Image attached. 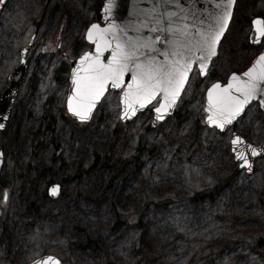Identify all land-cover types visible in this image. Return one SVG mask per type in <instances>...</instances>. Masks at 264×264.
Returning <instances> with one entry per match:
<instances>
[{"label": "rangeland", "instance_id": "rangeland-1", "mask_svg": "<svg viewBox=\"0 0 264 264\" xmlns=\"http://www.w3.org/2000/svg\"><path fill=\"white\" fill-rule=\"evenodd\" d=\"M103 2L8 0L1 13L0 94L21 51L32 48L0 134V264L46 255L63 264H264L255 249L264 246V158L248 175L231 146L235 133L264 144V112L254 102L222 133L206 126L203 110L209 84L244 72L264 48L249 44L264 0L237 1L208 77L195 69L175 114L157 128L159 99L123 123L117 91L89 123L66 112L69 83L55 71L90 50L85 40L71 46L99 21ZM54 184L56 199L48 194Z\"/></svg>", "mask_w": 264, "mask_h": 264}, {"label": "snow or ice", "instance_id": "snow-or-ice-1", "mask_svg": "<svg viewBox=\"0 0 264 264\" xmlns=\"http://www.w3.org/2000/svg\"><path fill=\"white\" fill-rule=\"evenodd\" d=\"M2 2L3 0H0V3ZM176 4L179 7V0H176ZM232 5L233 0H220L216 5L220 11L213 17V22L206 28L197 29L195 24L185 23L187 16L178 17L176 11L169 9L155 15L157 7H166V0H154L151 9L153 15L147 23L153 25V31L170 34L168 37L170 48L162 54L163 60L140 51L154 50L155 41L160 40V36H156L155 40L151 38L117 40L113 47L107 38L108 29L92 24L88 29L87 38L95 43L96 51L95 54L85 52L80 57L79 66L73 69V87L67 99L68 111L81 121L88 120L107 86L111 84L112 88L121 89L125 84V73L130 72L131 80L122 88L121 99L126 105L125 116L129 113L135 114L134 105L139 104L143 108L157 96V93H162L163 99L155 109L157 118L162 119L159 114L175 103L188 79L193 62H199L203 74L207 62L216 54V45L227 27ZM110 7L111 0H107L105 10ZM165 21L166 26H161ZM252 23L253 39L260 43L264 37V19L257 18ZM106 49H111L107 62L101 58ZM254 99H258L260 106L264 107V52H261L242 74L232 73L227 84L221 85L217 82L208 88L207 111L210 115L207 120L210 124L223 129ZM2 127L4 125L0 124V128ZM242 143L239 136L232 141L237 159L242 160L244 165H249L247 154L239 150ZM246 147L252 155L257 154V149L252 145L248 144ZM52 191L55 192L56 189L53 188ZM35 264H59V261L49 256L37 260Z\"/></svg>", "mask_w": 264, "mask_h": 264}, {"label": "water", "instance_id": "water-1", "mask_svg": "<svg viewBox=\"0 0 264 264\" xmlns=\"http://www.w3.org/2000/svg\"><path fill=\"white\" fill-rule=\"evenodd\" d=\"M237 1L238 0H233L231 17L229 18L227 27L225 28L220 40L218 41V43L216 45V54L214 56H212L211 59L207 62V66L204 69L203 74H201L199 62L198 61L193 62L191 70L189 71V74H188V79L186 80L184 87L181 89L179 96L176 98L175 103L170 105L166 110H162L161 113L159 114L160 116L163 117L162 119L157 118L158 114L155 111V109L157 107H159L160 102L163 99L162 93H157V96L154 99H152L150 102L145 104L143 108H141L139 106V104L134 105L135 114L129 113L127 116H125L124 110L126 108V105L124 104V102L121 99L122 88L126 87L127 81L131 80V73L126 72L125 77H124L125 84L122 85L121 89L112 88L111 84H109L107 86V89H106L104 95L101 97V99L99 101H97L96 107L92 110L90 118L86 121H81L78 117L74 116L72 113H70L68 111L67 99H68V96L71 94V90L73 87V85H72L73 69L77 68L79 66L80 57L85 52L95 54V51H96L95 43L90 41L87 38L88 29L91 27L92 24H98L101 28L108 29L107 38L112 42L113 47H115V43L117 42V40L127 41L130 38L132 40L147 39V38H151L152 40H155L156 36H160V40L155 41V49L154 50L140 49V51L144 52L147 55H155L157 57V59H159V60L164 59L162 54L166 50H169V48H170V45L168 43V37L170 36V34L167 32L153 31V25L150 23H147V21L151 18V15H153V13H151V9L153 7L154 0H111V7L107 11L105 10V4H106L107 0H104L102 7L99 11L100 20L90 24L88 26L86 33H85V36H84L85 42L87 44L91 45L92 48L88 51H85L84 53H82L81 55H79L76 58H73V59L68 58V60L71 64V69H70L68 80H67L69 83V91H68V96L66 99V111H67V114L69 115V117L73 121H75L76 123H89V122H91V120L94 117L95 111H96L97 107L99 106V104L101 103V101L103 100V98L107 95V93L109 91L116 90L119 92L121 91V95H120V107H121L120 120H121V122H123V123L132 122L138 115L145 112L150 105L154 104L156 102V100L159 99L160 101H159L158 106L153 109L154 116H153L151 126L153 128H157L158 126H160L165 120H167L168 118H170L171 116L174 115V113L177 109V106H178V104L182 98V95L188 86V83L190 81V78H191L194 70L197 69L199 71L200 77L202 79H205L209 75L211 64H212L213 60L218 57L220 45H221V43H222L225 35L227 34V32L229 30L230 25H231ZM7 2H8V0H3V2L0 3V16H1V13H2L5 5L7 4ZM218 3H220V0H179V7H177L176 0H166V7L165 8L157 7V10L154 14L159 15L161 12H164V11H167L170 9V10L176 11L178 17L187 16L188 19L185 21V23H188L190 25L195 24L197 29L206 28L210 23L213 22V17L215 16V14L218 11H220V9H218L216 7V5ZM257 18L263 19L262 17H254L252 19V22H253V20H255ZM201 22H203V23H201ZM166 24H167V21H165L164 24L161 26H166ZM251 24H252V32H251L250 37H249V44L252 47H259L262 44V42L264 41V37L261 38L260 43H256L253 39V37H254V26H253V23H251ZM193 31H195V29H193ZM31 48H32V45L29 44L27 47H25L21 51L20 63H19V65L15 66L12 73L10 74V77L8 79V86L5 87L4 89H2V91H1V94H0V124L4 125V127L0 128V134L3 133L7 128V124H8V121L10 119L11 113L13 111L15 102L17 100L20 88H21L22 84L24 83V80L27 76V71H28L27 59H28V54H29ZM261 52H264V48ZM109 55H111V49H106L101 58L105 62H107V57ZM197 55H199V53H197ZM256 58L257 57H255V59ZM141 59H143V57H141ZM255 59L251 62L250 66L255 61ZM242 73H237V74L239 75ZM231 75L228 77L226 82H224V83L220 82V81H217V82H219L221 85H225L228 83V80L231 77ZM217 82H214V83H217ZM209 87H211V85ZM208 88H207V90H208ZM207 90L205 92L204 100H203V110L206 113V118H205L206 126L211 128V129H217L218 131H220L222 133L226 132L230 127H232L234 124H236L238 119L244 115V113L246 112L248 107L253 102H258V99H254V100L250 101L247 105H245L244 109L239 113V115L236 116V118L234 120H232V122L230 124H226L225 127L223 129H221V128L217 127L216 125L210 124L207 120V117L210 115V113L207 111ZM261 109L264 112V107H261ZM237 136H239L241 138V140L243 141V143L239 145V150L242 152H245L247 154V159L249 160L250 166L244 165L243 161L240 159H237V157H236V152L234 151V146L232 144V141ZM232 141H231L232 153L234 155L235 161L239 164V169L244 170L246 172V174H248V175H252L254 173V167H255L256 161L264 158V151H261L262 149H264V144L254 145V144L250 143L242 135L237 134V133H235L233 135ZM248 144L252 145L253 147H255L257 149L256 155L251 154V151L246 147V145H248ZM3 164H4L3 154L0 153V173H1V170L3 167ZM53 188L56 189L55 192L52 191ZM60 192H61V186L58 184L52 185L48 190L49 196L53 199H56L59 196ZM49 256L58 260L59 264H63V262L58 257H56L54 255L42 256V257L32 261L29 264H35V262L37 260H41V259H43L45 257H49Z\"/></svg>", "mask_w": 264, "mask_h": 264}, {"label": "trees", "instance_id": "trees-1", "mask_svg": "<svg viewBox=\"0 0 264 264\" xmlns=\"http://www.w3.org/2000/svg\"><path fill=\"white\" fill-rule=\"evenodd\" d=\"M252 1H258V0H252ZM98 18H99V14H98ZM84 45H87V44L84 42V39H82V42L73 43V45L71 47L74 50H78L79 47L84 46ZM69 70H70V65L68 64V62H66V59H64L61 66L55 71L56 72V78H57V80H59V83L67 81ZM65 117H68L66 112H65ZM39 142H40V139L38 138L37 143H39ZM33 147L35 148V150H37V149H39L40 144H34ZM9 183H10L9 181L7 182L6 179H4L2 182V185H8ZM78 247L80 249H87V248L91 249L94 246H93V244H89V246L85 245L83 247H81V246H78ZM255 249H257L262 254V256L264 257V246H262V244H259L258 246H256Z\"/></svg>", "mask_w": 264, "mask_h": 264}]
</instances>
